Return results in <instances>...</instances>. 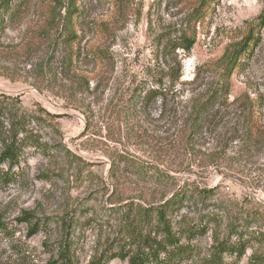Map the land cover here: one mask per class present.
Masks as SVG:
<instances>
[{
  "label": "rangeland",
  "instance_id": "rangeland-1",
  "mask_svg": "<svg viewBox=\"0 0 264 264\" xmlns=\"http://www.w3.org/2000/svg\"><path fill=\"white\" fill-rule=\"evenodd\" d=\"M202 1L0 0V120L37 141L11 169L0 162L17 174L0 182V264H47L65 243L91 264L148 233L143 209L180 192L175 225L210 221L190 241L195 256L178 264H202L215 236L259 238L228 264L264 254V0H208L191 51L166 48L170 35L193 33ZM249 36L229 97L206 104L226 52ZM177 66L165 101L134 102Z\"/></svg>",
  "mask_w": 264,
  "mask_h": 264
},
{
  "label": "trees",
  "instance_id": "trees-1",
  "mask_svg": "<svg viewBox=\"0 0 264 264\" xmlns=\"http://www.w3.org/2000/svg\"><path fill=\"white\" fill-rule=\"evenodd\" d=\"M208 0H203L200 8H197L193 13L194 31L189 34L186 30H182L176 35H170L166 48H171L173 51L180 48L183 51L189 53L197 41L196 24L204 16V11ZM204 5V6H203ZM4 8V7H3ZM18 9L15 8L14 12ZM264 22V12L259 17ZM4 25L3 20L0 19V28ZM253 37H247L242 44L239 45L237 51H228L225 57H228V63L226 65V72L222 77V84L220 87L210 94V99L206 101V104H212V99L217 101L220 98L227 100L230 94L231 77L239 64L241 57L248 54L251 49L250 41ZM259 40V39H258ZM165 76L169 78V84L164 82ZM165 76L158 77L156 80L157 86L143 87V92L139 96V100L135 99L134 102H139L141 106L147 108L152 102L162 99L165 101L170 91L174 88L176 81L182 76V67L176 68L170 67ZM203 107L204 113L209 111V108ZM254 111L249 107L247 109V115L253 118ZM0 126L5 128L0 131V140L2 142V149L0 154V162H5L11 169L14 165L18 164L19 160L24 154V148L27 144H36L34 137L29 136V131L25 127L18 126L16 123H11L8 127L4 126V122L0 120ZM264 133V131H262ZM252 129L246 131V139L252 137ZM39 150L44 154H50V148L48 146H40ZM157 171L158 169H154ZM161 176V174H159ZM17 177L16 173H12L11 170H0V182L8 184L11 181H15ZM193 191V185L191 186ZM198 191V189H196ZM212 189L203 188L198 192L203 197L207 196ZM182 202V193H177L165 202L157 205H150L143 209V216L150 222L151 229L146 234H141L131 238L129 241L121 243L117 249L111 251L110 255H102L97 260L91 262V264H107L109 258H119L123 261L127 260L125 264H178L179 262L190 259L195 256L198 247L193 245L190 241L195 236L205 234L209 230V219L201 220L197 223L177 226L173 223L169 216V211L177 207ZM27 221H31V218L27 216ZM41 221V220H40ZM40 221L33 225V231L36 232L43 225ZM259 239L256 234L242 233V236L237 241H232L230 237L222 238L215 236L213 243L209 248L208 255L201 258L202 264H228L225 259V255H235L236 257L244 256L247 252L248 245L254 239ZM186 240V242H185ZM59 258L52 260L47 264H77V261L72 252L71 244L65 243L59 248ZM232 264V263H231ZM249 264H264V254L256 255L252 254Z\"/></svg>",
  "mask_w": 264,
  "mask_h": 264
}]
</instances>
